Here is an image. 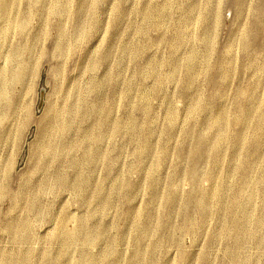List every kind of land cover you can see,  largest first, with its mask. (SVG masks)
Returning <instances> with one entry per match:
<instances>
[{"label":"rangeland","instance_id":"374dc122","mask_svg":"<svg viewBox=\"0 0 264 264\" xmlns=\"http://www.w3.org/2000/svg\"><path fill=\"white\" fill-rule=\"evenodd\" d=\"M260 147L264 0H0V264H264Z\"/></svg>","mask_w":264,"mask_h":264},{"label":"bare ground","instance_id":"6f19581e","mask_svg":"<svg viewBox=\"0 0 264 264\" xmlns=\"http://www.w3.org/2000/svg\"><path fill=\"white\" fill-rule=\"evenodd\" d=\"M67 110H69V109H67ZM58 111V110H57ZM71 111V110H70ZM70 111H67V112H69L70 113ZM59 112V111H58ZM59 114H61V113H59ZM58 114V115H59ZM58 117V116H57ZM56 118V117H55ZM67 118V117H66ZM60 119V118H59ZM47 120V119H46ZM67 120H69V119H67ZM55 122V121H54ZM49 123V122H48ZM46 124V123H45ZM70 124V123H69ZM47 125V124H46ZM60 125V124H59ZM58 125V126H59ZM64 125V124H63ZM49 126V125H48ZM53 126V125H52ZM61 126V125H60ZM68 126V125H67ZM70 126V125H69ZM54 127V126H53ZM63 127V126H62ZM73 127V126H72ZM68 129V128H67ZM50 131V130H49ZM51 131H52V129H51ZM60 131V130H59ZM67 132V131H66ZM52 133V132H51ZM49 134V133H48ZM46 135H47V133H46ZM51 138H52V136H51ZM52 140V139H51ZM51 140H49V141H51ZM63 140V139H62ZM61 141V140H60ZM52 142V141H51ZM63 142V144H64V141H62ZM66 143V142H65ZM44 144V143H43ZM48 144V143H47ZM60 144V143H59ZM58 145V144H57ZM62 145V144H61ZM66 145V144H65ZM61 147V146H60ZM52 149V148H51ZM55 149V148H54ZM61 149V148H60ZM68 149V148H67ZM67 149H65V150H67ZM59 151V150H58ZM71 151V150H70ZM257 152V156L258 157H262L263 159H264V150L262 149V147H260L258 150H256ZM49 152V151H48ZM51 152V151H50ZM54 152H56V151H54ZM53 152V153H54ZM67 152V151H66ZM58 153V152H57ZM59 154V153H58ZM47 155V154H46ZM45 169V168H44ZM246 180V183H247V185H252L253 184V181H250L249 179H245ZM253 193V192H252ZM255 193H256V191H255ZM254 193V194H255ZM241 212H242V215H246L247 214V210L246 209H244V210H241ZM242 217H245V216H242ZM261 222V217H259V220H258V224H260V222ZM85 231H87V227H86V225H85ZM81 230V229H80ZM81 234H83V233H81ZM67 235L68 236H66L67 237V239L66 240H68V242L67 243H69L68 245H70V244H72V242H73V240H75V233L73 232V231H69V232H67ZM66 249H68V248H66ZM82 261H84V260H82ZM87 262H93V259L91 258H88L87 259Z\"/></svg>","mask_w":264,"mask_h":264},{"label":"water","instance_id":"95a60500","mask_svg":"<svg viewBox=\"0 0 264 264\" xmlns=\"http://www.w3.org/2000/svg\"><path fill=\"white\" fill-rule=\"evenodd\" d=\"M41 104H42V102H41ZM41 104H40V106H41Z\"/></svg>","mask_w":264,"mask_h":264}]
</instances>
